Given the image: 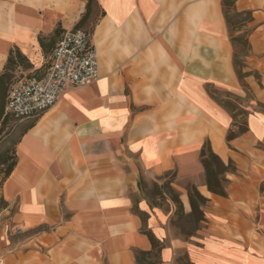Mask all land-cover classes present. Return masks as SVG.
I'll return each instance as SVG.
<instances>
[{
    "label": "crops",
    "instance_id": "obj_1",
    "mask_svg": "<svg viewBox=\"0 0 264 264\" xmlns=\"http://www.w3.org/2000/svg\"><path fill=\"white\" fill-rule=\"evenodd\" d=\"M97 2L98 80L26 120L16 165L0 187V264H138L136 251H152L144 226L165 243L161 264H174L178 250L192 264H264V0L235 4L254 18L244 71L258 77L245 78L247 89L234 70L222 0ZM85 6L0 0V74L17 48L30 64L21 73L42 77L61 37L47 44L51 36L74 29ZM227 102L247 112V131L230 142L242 116L234 120ZM206 141L237 168L227 197L206 186ZM174 171L208 200L197 245L169 241L167 216L133 199L140 177Z\"/></svg>",
    "mask_w": 264,
    "mask_h": 264
},
{
    "label": "trees",
    "instance_id": "obj_2",
    "mask_svg": "<svg viewBox=\"0 0 264 264\" xmlns=\"http://www.w3.org/2000/svg\"><path fill=\"white\" fill-rule=\"evenodd\" d=\"M237 0H222V9L225 18L226 25L229 29L230 41L233 47V66L238 80L240 81L242 87L247 89L245 83V78L250 75L257 74L251 72H245L246 67L244 59L247 57L250 51L249 46V36L253 29L249 28V25L253 22L254 18L251 12H237L235 9V4ZM103 15L102 10L97 2V0H86L85 11L82 14L80 20L74 26V30H82L91 36L94 34V28L97 21ZM94 22V26L90 27ZM61 36V31L55 30L47 44H55L56 39ZM41 44H45L44 39L40 38ZM30 68L28 60L23 56V54L17 48H13L10 51L8 61L4 67V71L0 74V104H1V114H4L6 109L5 100L8 98L9 93L13 85L10 83L13 78V72L17 69L27 70ZM224 106L230 110L234 120L237 117L242 116L239 121V125L235 124L232 129L228 132L227 141L230 142L237 138L241 134L247 131V125L244 117L247 112L239 108L233 103H224ZM31 126V125H30ZM23 134V133H22ZM22 136V135H21ZM20 136V137H21ZM200 162L204 169L205 183L208 191L214 195L220 197H227V188L230 184L227 176L229 174H236L237 168L233 162L225 164L212 150V146L209 141H206L201 152H200ZM16 165V153L15 157L7 165L5 171L3 172L5 180ZM174 180L177 179L176 171L171 172ZM2 180V181H3ZM145 182H143L140 177V191L142 193V188ZM173 181L161 186L159 192L169 190L172 194V202L176 207V221L173 222V226L178 229L180 235L185 238H193L198 236V233L205 227V215L203 212L204 207L207 205L208 200L203 197L197 189V186L191 182L186 184V191L189 199V204L191 211L189 213L185 212L184 205L181 201V196L179 193L171 187ZM0 205L2 202L0 201ZM136 213L139 214L138 210ZM143 233L148 236L152 244L151 252H135V258L138 264H155L152 260H159L160 253L165 247V243L161 242L156 238L151 230L147 229L145 226L143 228ZM187 256L185 257V259ZM183 260V259H182ZM190 264H192L190 262Z\"/></svg>",
    "mask_w": 264,
    "mask_h": 264
},
{
    "label": "built area",
    "instance_id": "obj_3",
    "mask_svg": "<svg viewBox=\"0 0 264 264\" xmlns=\"http://www.w3.org/2000/svg\"><path fill=\"white\" fill-rule=\"evenodd\" d=\"M97 80L98 56L92 36L82 30H67L56 45L45 74L27 76L13 85L7 113L19 122L38 118L55 106L68 89L90 86Z\"/></svg>",
    "mask_w": 264,
    "mask_h": 264
},
{
    "label": "rangeland",
    "instance_id": "obj_4",
    "mask_svg": "<svg viewBox=\"0 0 264 264\" xmlns=\"http://www.w3.org/2000/svg\"><path fill=\"white\" fill-rule=\"evenodd\" d=\"M94 22L96 21L93 20V23L91 24L90 27L94 26ZM21 70L22 69H18V70L16 69L13 72V78L10 83V86L17 84L19 81L27 77V75L25 76L24 74L21 73ZM5 102H6V109L0 119V187L2 184V180L4 178L3 172L5 171L7 165L15 157L16 145L20 139V136L30 125V121L19 122L14 120L7 113L8 98L5 100ZM0 114H1V104H0ZM171 181H173L171 187L175 190V192L177 191L180 196L181 193L178 187L186 191L185 189L186 184L192 182L190 180L178 182L177 179L174 180L172 174H167L162 178H158L157 180H151L150 182H145L142 188L143 191L141 195L135 196L133 197V199L137 203L140 197L141 198L143 197L149 201L150 206L153 209H159L167 216L168 219L165 228L169 235V241L171 239H180L190 245H197L199 239L198 236L187 239L184 236L180 235L178 229H176V227L173 226V222L176 221V207L171 200L172 199L171 192L169 190H165V191L163 190L159 192V188L161 186ZM186 256L187 258L185 259ZM152 262H155V264H161V259L159 258V260L156 261L152 260ZM190 262H191L190 257L186 250H178L176 252L174 264H190Z\"/></svg>",
    "mask_w": 264,
    "mask_h": 264
}]
</instances>
